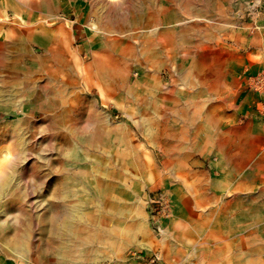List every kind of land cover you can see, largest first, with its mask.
I'll list each match as a JSON object with an SVG mask.
<instances>
[{"label":"rangeland","instance_id":"374dc122","mask_svg":"<svg viewBox=\"0 0 264 264\" xmlns=\"http://www.w3.org/2000/svg\"><path fill=\"white\" fill-rule=\"evenodd\" d=\"M0 264H264V0H0Z\"/></svg>","mask_w":264,"mask_h":264}]
</instances>
